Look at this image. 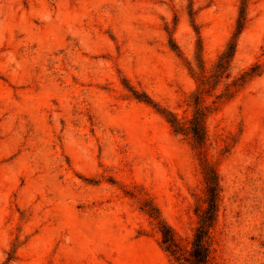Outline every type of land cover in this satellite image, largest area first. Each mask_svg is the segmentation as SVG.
Instances as JSON below:
<instances>
[{"label": "rangeland", "instance_id": "1", "mask_svg": "<svg viewBox=\"0 0 264 264\" xmlns=\"http://www.w3.org/2000/svg\"><path fill=\"white\" fill-rule=\"evenodd\" d=\"M239 3L0 0V264H179L141 206L187 252L205 183L158 110L190 119L196 59L208 75ZM246 12L230 77L204 97L258 66L205 121L221 189L209 264H264V0Z\"/></svg>", "mask_w": 264, "mask_h": 264}, {"label": "trees", "instance_id": "2", "mask_svg": "<svg viewBox=\"0 0 264 264\" xmlns=\"http://www.w3.org/2000/svg\"><path fill=\"white\" fill-rule=\"evenodd\" d=\"M247 4L248 0H240L234 31L208 75L204 71L201 59L199 57L196 59L199 72L196 76V89L190 96L192 107L190 119L184 123L175 114L165 109L158 110L173 133L190 139L193 149L197 151L205 183L204 207L195 209L198 221L192 233L190 249L187 252L183 250L171 227L161 218L158 209L149 203L141 206L142 210L146 205L149 206V209L145 211L156 223L160 234V246L179 264H209V253L212 244L211 231L217 218L221 189L218 174L214 166L207 161L205 154L206 118L215 109L212 105L217 100L231 99L241 87L259 75L258 66L251 67L226 85L223 93L215 97L216 101H213L211 105L205 104L204 97L209 96L222 79H229L230 77V67L235 56L237 39L247 21ZM192 15L193 13L190 10V18H192ZM191 22L193 23L192 20ZM173 50L178 52L175 46H173ZM132 94L138 101L157 107L145 94H137L134 91H132ZM185 253H187L186 256ZM11 259L12 256L9 255L7 262Z\"/></svg>", "mask_w": 264, "mask_h": 264}]
</instances>
